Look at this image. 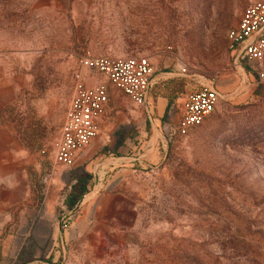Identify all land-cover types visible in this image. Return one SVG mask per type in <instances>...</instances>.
<instances>
[{"label":"rangeland","instance_id":"obj_1","mask_svg":"<svg viewBox=\"0 0 264 264\" xmlns=\"http://www.w3.org/2000/svg\"><path fill=\"white\" fill-rule=\"evenodd\" d=\"M257 1L0 0V264L50 248L40 237L53 216L68 231L64 264H264V62L263 76L242 72L227 41ZM88 55L154 57L166 83L188 93L213 83L224 98L185 136L181 108L160 118L153 101L141 145L155 148L139 153L141 164L116 163L109 129L103 149L87 148L69 169L55 163V145L75 85L107 83L82 69ZM124 118L109 110L103 121ZM93 172L103 186L63 210ZM8 236L16 251L3 256Z\"/></svg>","mask_w":264,"mask_h":264},{"label":"built area","instance_id":"obj_2","mask_svg":"<svg viewBox=\"0 0 264 264\" xmlns=\"http://www.w3.org/2000/svg\"><path fill=\"white\" fill-rule=\"evenodd\" d=\"M229 52L236 66L248 68L251 73H261L264 62V2H252L243 11L238 24L227 33ZM82 69L105 76L107 83L89 86L78 80L67 109L61 136L55 145V163L66 168L76 165L79 153L97 138L100 122L109 105L108 83L120 90L136 106H145L152 87L154 67L147 57L130 58L92 57L80 60ZM181 68V76L188 74ZM221 95L213 83L202 85L189 92L183 104L177 133L185 136L202 126L213 114Z\"/></svg>","mask_w":264,"mask_h":264},{"label":"crops","instance_id":"obj_3","mask_svg":"<svg viewBox=\"0 0 264 264\" xmlns=\"http://www.w3.org/2000/svg\"><path fill=\"white\" fill-rule=\"evenodd\" d=\"M147 58L153 65L154 71H156L153 77L154 86L150 91L147 105L141 107L136 106L120 90L108 83L109 105L106 115L108 114L109 110H116L120 116L123 115L125 118L123 120H118L112 123L103 121L106 116L102 119V121L100 122L99 134L96 138L97 141L95 143L92 142V144L89 146H92L90 154L96 156L99 151L103 149L105 144V136L107 135L106 131L109 129H113L115 130V132L113 133V142L111 144V149L117 153V157L115 158L116 163L123 166H126L129 163L134 164V162H138L139 164H141L142 157L138 156L139 153L141 151H144V149L151 148V150H154L155 148V146L151 144V141L147 142L145 145H141L143 138L148 135V131L151 127L150 124H148L147 121L143 119L144 111L150 113V106L152 105L153 101H155L156 109L159 112L160 118L163 116L169 106L179 107L181 108V112L183 111L182 107L188 94V89L183 88V85L178 81L166 83L165 81L167 79V76L164 73H158L159 62H157L154 57L150 58L149 56ZM236 67L244 73H246V69H248L241 66ZM176 76L183 77L181 75ZM215 88L221 95L222 100L224 96L220 88L217 85H215ZM152 128L156 131L162 130L168 132L171 126L166 122L154 120V122L152 121ZM153 134L155 133L153 132ZM130 151H134V156L138 157L128 158L127 154ZM83 152L84 150L79 153L77 161L82 156ZM88 175L90 176V180L87 186L88 190L91 187L96 188L103 186V184L101 183L100 175L96 174L95 172ZM62 179L66 182V179L64 177ZM48 209L57 212L58 206H56L55 208L50 207ZM62 209L67 211L68 213L75 211V209L69 210L67 206ZM60 220L61 219H58V217L53 216L47 218L46 221L42 223V225H44L45 227L44 230L46 231V233H43V235H41V241H51V247L48 249L32 250L28 254L22 256L16 264H55L61 257H63L62 264H64L66 262L65 257L67 256L64 245L68 231L61 228ZM9 251H16V239L11 236H8L3 242L2 255L6 256L7 254H9ZM19 253L20 250H18V256ZM10 264H15V262H12Z\"/></svg>","mask_w":264,"mask_h":264},{"label":"trees","instance_id":"obj_4","mask_svg":"<svg viewBox=\"0 0 264 264\" xmlns=\"http://www.w3.org/2000/svg\"><path fill=\"white\" fill-rule=\"evenodd\" d=\"M90 180V176L88 174H84L80 179L77 180L76 185L73 186L71 193L68 195L65 205L69 210H73L78 207L83 196L87 192L88 183Z\"/></svg>","mask_w":264,"mask_h":264}]
</instances>
